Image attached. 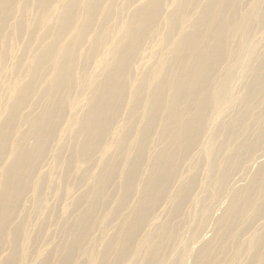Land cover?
Here are the masks:
<instances>
[{
	"label": "bare ground",
	"instance_id": "1",
	"mask_svg": "<svg viewBox=\"0 0 264 264\" xmlns=\"http://www.w3.org/2000/svg\"><path fill=\"white\" fill-rule=\"evenodd\" d=\"M0 264H264V0H0Z\"/></svg>",
	"mask_w": 264,
	"mask_h": 264
},
{
	"label": "rangeland",
	"instance_id": "2",
	"mask_svg": "<svg viewBox=\"0 0 264 264\" xmlns=\"http://www.w3.org/2000/svg\"><path fill=\"white\" fill-rule=\"evenodd\" d=\"M74 186V185H73ZM75 187V186H74ZM147 257H150L149 255ZM75 259H78V258H75Z\"/></svg>",
	"mask_w": 264,
	"mask_h": 264
}]
</instances>
